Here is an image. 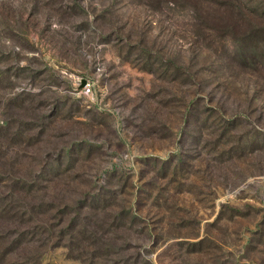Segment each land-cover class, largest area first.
I'll list each match as a JSON object with an SVG mask.
<instances>
[{"label": "rangeland", "instance_id": "374dc122", "mask_svg": "<svg viewBox=\"0 0 264 264\" xmlns=\"http://www.w3.org/2000/svg\"><path fill=\"white\" fill-rule=\"evenodd\" d=\"M13 181L0 264H264V0H0Z\"/></svg>", "mask_w": 264, "mask_h": 264}, {"label": "trees", "instance_id": "16d2710c", "mask_svg": "<svg viewBox=\"0 0 264 264\" xmlns=\"http://www.w3.org/2000/svg\"><path fill=\"white\" fill-rule=\"evenodd\" d=\"M8 179H11V178H13V175L11 176L9 173L7 174V176H6ZM21 181V180H20ZM15 182H16V180H15ZM14 181H13V183H12V185H10L9 186V194L6 196L5 195V197H3V198H0V216L1 215H4L3 213H5V214H8V212H9V209H8V204H7V202L9 203L11 200H13L14 199V197L17 195V193L19 192L18 190H20V189H23V187H21V186H17L18 184H16ZM18 182V181H17ZM1 184V183H0ZM15 191H18L17 193L15 192ZM16 193V194H15ZM7 199V200H6ZM31 211H33V209H31L30 208V212ZM24 212H20L19 213V211L17 210V211H15L13 214H9V216H8V219L10 220V222L9 223H11V224H15V225H18L19 223H20V221L23 219V217H24ZM76 223L77 222H72V224H70V228H68V232H66V233H69L70 232V234H72V231L74 230L73 228H74V226L76 225ZM7 227V226H6ZM8 232H10V230H7V229H5V232H4V234H0V238H3V236H5L6 235V237L8 236L9 237V234H7ZM64 233L63 231L62 232H60V233H58L56 236H61L62 234ZM20 235L21 236H25L26 235V232L24 231V232H20ZM16 239H19V238H16ZM15 239V240H16Z\"/></svg>", "mask_w": 264, "mask_h": 264}]
</instances>
